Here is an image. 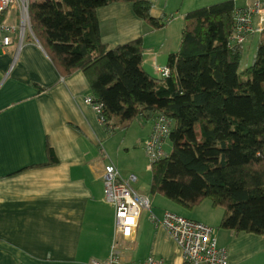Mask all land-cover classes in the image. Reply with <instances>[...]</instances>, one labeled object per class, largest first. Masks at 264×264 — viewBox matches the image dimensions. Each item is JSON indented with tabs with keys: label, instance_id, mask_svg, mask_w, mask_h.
<instances>
[{
	"label": "crops",
	"instance_id": "1",
	"mask_svg": "<svg viewBox=\"0 0 264 264\" xmlns=\"http://www.w3.org/2000/svg\"><path fill=\"white\" fill-rule=\"evenodd\" d=\"M149 1L152 17L168 19L159 30L138 18L130 3L99 8L96 16L101 39L110 48L141 38L143 71L162 79L157 68L166 67L169 54L177 51L184 16L194 7L185 8V0ZM1 20L15 25L18 12L9 10ZM87 97L91 95L83 73L61 77L31 31H26L20 47L17 39L0 52V264L107 260L114 241L113 208L105 199L103 170L112 164L122 179L133 174L125 176L111 152L121 127L107 132L84 102ZM154 118H135L151 122L146 129L141 123L140 128L145 129L140 136L142 145ZM146 169L150 172L149 164ZM134 177L132 188L149 198L156 217L164 211L180 215L178 209L194 216L193 220L212 224L205 215H195L194 210L150 194V180L136 186ZM148 217V211L141 212L131 238L118 237L122 258L140 262L152 255L165 264H180V250L168 231ZM222 233L225 238L217 242L226 250L228 264H264V236L224 231L221 237Z\"/></svg>",
	"mask_w": 264,
	"mask_h": 264
},
{
	"label": "trees",
	"instance_id": "2",
	"mask_svg": "<svg viewBox=\"0 0 264 264\" xmlns=\"http://www.w3.org/2000/svg\"><path fill=\"white\" fill-rule=\"evenodd\" d=\"M114 3L132 4L152 30L167 24L149 0H30L31 33L61 77L83 73L107 132L143 115L172 121L170 152L150 164V194L187 211L208 199L224 211L221 229L264 236V40L239 72L242 45H228L234 2L189 11L169 75L155 79L142 69L141 38L102 41L96 11Z\"/></svg>",
	"mask_w": 264,
	"mask_h": 264
},
{
	"label": "built area",
	"instance_id": "3",
	"mask_svg": "<svg viewBox=\"0 0 264 264\" xmlns=\"http://www.w3.org/2000/svg\"><path fill=\"white\" fill-rule=\"evenodd\" d=\"M242 6H235L232 13V27L228 45H242L252 34L264 35V0H237ZM30 0H0V15L9 10L18 12V23H0V52L10 47L18 39L21 42L26 31L30 30L28 8ZM162 79L169 75L167 67L157 68ZM84 102L91 106L101 123L102 106L93 103L91 97ZM172 121L164 115L154 118L152 131L143 143L149 165L166 153L163 151L165 141L169 137ZM133 175L122 179L112 164L104 167L102 184L105 199L113 208L114 241L109 256L105 261L91 260L87 264H165L157 257L148 256L140 262L125 261L118 248V237L131 238L141 212H149V221L155 226L168 231L181 253L180 264H228L226 250L219 246L214 229L196 220L183 217L171 211H164L160 218L152 214L150 200L147 196L135 191L131 183Z\"/></svg>",
	"mask_w": 264,
	"mask_h": 264
},
{
	"label": "rangeland",
	"instance_id": "4",
	"mask_svg": "<svg viewBox=\"0 0 264 264\" xmlns=\"http://www.w3.org/2000/svg\"><path fill=\"white\" fill-rule=\"evenodd\" d=\"M224 1H228V0H185L184 7L185 8L194 7L192 9L193 11L195 9H199L209 5H214ZM232 1L234 2L235 6L243 5V3L240 1L237 0H232ZM173 17L175 18L178 16L176 14ZM263 40H264V35H260L257 33L252 34L250 37L246 38V40L242 44L243 52H242L241 60L239 62V67H238L239 72H243L244 70L252 66L256 57L257 49ZM243 79H245V77H243ZM141 120L143 119H140V121L138 119H135L132 121L131 124H129V126L121 127L120 129H118L115 134L116 136V139L114 141L115 148L111 149V152L115 156H117V159L121 167L125 169L123 171L125 176L129 174H133L134 176L137 177L136 186L141 183L147 184L151 176L149 170L146 169V165L149 164L148 157L140 140V136L145 133V129L151 125V122H149V120L142 121L146 126L145 129L143 130L140 128V126H142ZM121 136H123V138L119 139ZM121 140H122V145L119 146L118 144ZM170 150H171V145L167 140L163 146V151L166 154H168ZM175 210H177L176 212L180 213V215L183 217L195 219L194 216H190L186 212L179 211L178 209ZM192 210H194L195 215H197L198 212V214L205 215L206 219L212 222V224H209V226L214 229V233L217 237V241L220 242V240L225 238L224 233H222L223 237H221V232L224 231L230 232L228 230H223L219 227L220 220L224 213L223 209L220 207L217 208L211 207V203L208 199L204 200L200 205L193 208Z\"/></svg>",
	"mask_w": 264,
	"mask_h": 264
}]
</instances>
